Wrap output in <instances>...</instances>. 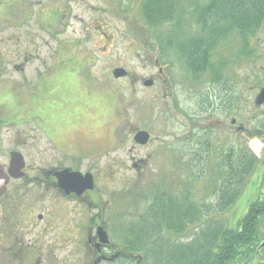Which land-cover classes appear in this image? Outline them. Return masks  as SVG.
Returning <instances> with one entry per match:
<instances>
[{"label": "flooded vegetation", "instance_id": "1", "mask_svg": "<svg viewBox=\"0 0 264 264\" xmlns=\"http://www.w3.org/2000/svg\"><path fill=\"white\" fill-rule=\"evenodd\" d=\"M5 2L8 4L7 0ZM3 4L0 0V9H3L0 14L8 12ZM159 18L160 24L166 23L168 28L166 42L163 34L149 32V36L157 47L170 50L174 35L171 8ZM12 20L11 16H5V23L10 26L20 24ZM37 24L39 26L40 22ZM13 38L10 34L9 39ZM3 41L6 42V37ZM62 52L65 51L58 49L52 54V63L41 54L37 56L38 64L26 65L27 58L7 59L11 50L0 49V264H120L132 259L142 264V255L131 250L135 246L123 244L122 232L126 229L123 217L131 215L120 208L122 199L119 194L110 193L105 179L109 173L118 172L115 169L137 171L149 163L155 167L161 163L171 169L174 148L178 146L173 141L179 134L168 131L157 136L152 132L157 131L156 124L148 131L136 122L128 128L125 123L120 133L117 129H108L107 93L88 85L95 83V79L100 80L99 85H106L109 72L101 71L95 79L80 76L90 67L76 65V53L67 51L69 54L62 55ZM158 63L156 59L154 66L158 67V73L150 78L140 77L139 82L149 90L159 81L163 82L173 101L175 92L170 91L173 82L166 67ZM222 70L218 69L217 73ZM130 76L127 71L126 76L114 79L119 81ZM78 78L82 88L75 86ZM223 79L211 105L206 104V99L213 97L210 94L207 98L204 85L188 81L185 84L188 90L183 87V91L191 95L192 105L178 114L182 120L173 112L170 117L183 125L181 142L184 147H189L191 142L200 147L197 166L199 160L201 167L217 165L227 169V176L222 179L232 183L236 180L235 169L240 156L244 165L242 183L252 184L255 179L262 182L263 172L255 179L249 176L254 156L246 155L249 152L247 140H244L245 146H241V155L237 152L238 134L247 136L248 140L257 137L250 123L243 121L247 119L245 113H250L254 89L252 86L241 88L231 79ZM147 80H152L153 85L146 86ZM256 97L255 108L261 109L264 103L257 105ZM174 108L177 111L176 106ZM126 129H129L127 134ZM141 131L150 135L146 144L136 139ZM256 131L264 135V127ZM110 133L118 137L111 136L114 143H111ZM126 137L135 143L129 147L130 156L126 155ZM186 164V167L195 168L192 162ZM246 175L248 182L244 180ZM259 186L261 192L246 199L239 210L237 199L235 207L230 205L227 210L236 215L242 212L239 217L251 214L264 218V188ZM261 226L256 229L258 241L251 243L254 247L250 256H239L242 264H255L259 257L258 264H264V234L261 233L264 229ZM240 228L245 229L243 225Z\"/></svg>", "mask_w": 264, "mask_h": 264}, {"label": "rangeland", "instance_id": "2", "mask_svg": "<svg viewBox=\"0 0 264 264\" xmlns=\"http://www.w3.org/2000/svg\"><path fill=\"white\" fill-rule=\"evenodd\" d=\"M2 1L4 8L8 7V12L4 11V14H0L2 22L0 49L11 50L7 59L12 58L16 61L21 56L20 60L25 58L29 60L26 65H36L39 63L37 56L41 54H45L48 63H52L54 60L52 54H56L58 49L65 51L62 55L68 53L67 51L76 53L78 55L76 65L84 64L90 67L80 76L87 75V78L95 79L97 75H101V71L109 72V83L107 82L106 85H99L98 79L88 85L96 91L104 89L107 93L105 108L108 114L106 116L108 129H117L120 133L125 123L128 128L136 122V125L148 131L155 128L156 124L157 131L154 129L152 132L157 136H160L158 133L166 134L168 131L179 134V137L173 141L174 145L178 146L174 148L171 169L161 163L158 167L149 163L138 168L137 171L125 168L115 169L118 172L112 173L109 170L111 173L105 179L110 193L119 194L122 199L120 208L125 210L127 215H131L130 218L123 217V223L125 221L126 225L125 232L124 230L122 232L123 244L126 247L130 243L132 247L136 246L140 249L136 253L140 252L139 254L142 255V264H153V261L146 257V250L150 248L151 243L155 246L164 244L167 247L173 242L187 245L194 243L201 235L204 216L236 223L242 212L236 211L239 215L235 212L231 214L227 210L229 206L233 205L234 208L237 199L236 207L239 210L246 199L255 195L254 182L258 189L259 185L264 188V180L259 182L255 179L257 174L264 172V135L256 131L258 127H264V106L256 109L254 103L259 90L264 87V19L257 35L251 40L256 42L252 56L249 58L244 56L243 53L247 52L242 51L243 44L238 40L236 33H233L219 38L209 55L210 64L207 70L195 73L190 70L185 60L173 51L174 44L169 50L165 49L166 47H157L151 40L149 32L164 35L168 28L166 23L159 24L155 28V24L149 21L150 17L144 10L146 0H7L8 4L5 0ZM1 12L3 9H0ZM5 16H11L15 24L17 22L20 24L10 26L5 23ZM180 30H183V27ZM10 34L14 35L13 40L9 39ZM156 49H160L159 52L155 51ZM156 59L159 61L158 65L166 67L167 75L173 82L174 87L170 90L175 92L173 101L169 99V88L163 82L159 81L150 90L139 82L140 77L150 78L158 73V67L154 66ZM63 64L67 65L68 62L63 61ZM119 67L128 71L131 74L130 78L115 81L112 71ZM221 68L224 73L223 70L217 73ZM223 78L227 81L231 79L241 88L253 87L250 113H245L247 119L243 121L250 123V129L257 135L248 140L247 136L238 134V155H241L239 153L241 146H245L244 140H247L246 146L249 152L246 155L256 158L255 164L254 159L251 162L253 165L249 173V176L255 180L252 184L239 183V175L243 176V170H239L244 169V165L238 156L236 180L230 184L232 190H238V186L241 188L235 199H229L230 203L224 202L228 194V183L222 179L227 176L229 170L217 165L201 167L199 160L197 166L200 147L192 142L189 147H184V143L181 142L183 125L174 122L170 117L173 112L177 114L178 120H182L183 117L178 114H183L181 112H186L192 105L191 95L183 91V87L188 90V85H185L188 81L204 85L207 98L210 94L213 97L206 99V104L211 105L217 86L220 81H224ZM78 81L75 86L81 87L79 78ZM154 96H157L156 100ZM160 111L161 114L157 115ZM156 117H158L157 122ZM248 117L252 119L249 120ZM128 130L126 129L125 134ZM112 135L114 138L118 137L110 133L111 143H114ZM240 139L243 141L241 142ZM134 144L126 137L127 156L131 155L128 150ZM185 144L187 145L186 142ZM187 162L194 163L195 168L186 167ZM246 177L248 175L244 180L248 182ZM157 192L164 193L161 207L159 202L151 197ZM186 204L189 206V212L192 210L196 213L193 217L185 210ZM180 209H183V215L178 214ZM172 211L176 212L173 217L169 214ZM138 217L141 218L137 219ZM182 218L184 225L179 223ZM261 221L264 223V218H261ZM166 224L174 228L169 229ZM261 228L264 229V226ZM261 233L264 234L262 231ZM115 236L118 238L117 233ZM164 259L163 254V259L158 260L163 262ZM260 260L259 257L255 264L260 263L258 262ZM136 261L125 260L120 264H137Z\"/></svg>", "mask_w": 264, "mask_h": 264}, {"label": "trees", "instance_id": "3", "mask_svg": "<svg viewBox=\"0 0 264 264\" xmlns=\"http://www.w3.org/2000/svg\"><path fill=\"white\" fill-rule=\"evenodd\" d=\"M169 8L172 11L174 26L173 51L185 60L187 66L195 73L207 70L212 49L220 37L229 33H236L238 40L243 44L242 51L247 52L243 53L246 58L253 55L256 42L251 40L257 35L263 23L264 0H146L144 3V10L150 17L149 21L155 24V28L162 23L159 17L165 16ZM182 27L183 30H180ZM163 36L165 40L166 31ZM253 163H256V158ZM241 170L244 169L239 171ZM238 179L242 184L243 176L239 175ZM254 186L256 192H261L255 182ZM240 188L241 186H238V190H232L231 184L228 183V194L224 202L230 203L229 199L238 196ZM163 196L162 192L151 195L159 202L160 207ZM185 210L192 217L196 214L192 210L189 212L188 204ZM182 211L183 209H180L178 214L183 215L184 211ZM169 214L173 217L176 212L172 211ZM179 223L184 225V219L179 220ZM231 224L235 225L234 229ZM260 224H262L261 218L251 214L239 217L236 223L204 216L201 235L194 243L187 245L173 242L169 247L164 244L155 246L151 243L150 248L146 250V257L152 260L153 264H242L243 262L238 258L250 256L254 247L251 243L258 241L255 236H258L259 232L256 229ZM241 225L245 227L244 230H241ZM166 226L169 229L174 228L170 224ZM205 226L207 227L204 228ZM142 232H144L143 228ZM131 250L140 249L135 246ZM163 254L165 261L160 262L158 259H163Z\"/></svg>", "mask_w": 264, "mask_h": 264}, {"label": "water", "instance_id": "4", "mask_svg": "<svg viewBox=\"0 0 264 264\" xmlns=\"http://www.w3.org/2000/svg\"><path fill=\"white\" fill-rule=\"evenodd\" d=\"M127 71L124 68H116L113 71V75L115 78H120V77H124L126 76ZM146 86H151L153 85V81L152 80H147L145 82ZM264 103V87L260 90V93L258 94V96L256 97V104L257 105H262ZM150 138V135L147 131H141L138 133L136 139L141 143V144H146L148 142ZM264 245V243H263Z\"/></svg>", "mask_w": 264, "mask_h": 264}]
</instances>
